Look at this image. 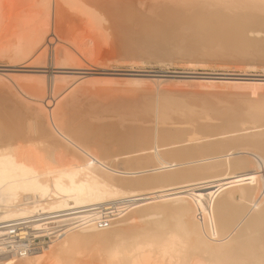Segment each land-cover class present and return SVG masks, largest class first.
Wrapping results in <instances>:
<instances>
[{"label": "bare ground", "instance_id": "bare-ground-1", "mask_svg": "<svg viewBox=\"0 0 264 264\" xmlns=\"http://www.w3.org/2000/svg\"><path fill=\"white\" fill-rule=\"evenodd\" d=\"M134 1L137 5L138 1ZM185 1L187 4L190 2L188 6L194 2L201 4L198 10L203 6L205 10L208 9L206 11L209 13L201 9V14L196 12L195 5V9L191 8L196 16L199 14L202 17L203 12L208 14L210 18L204 14V21L206 18L208 21L217 20L218 17L211 18L212 8L215 16L223 20H227L229 12L233 10L234 14L230 16H236L237 10L248 17L245 20L241 16V24H235L229 17V22L223 28L225 30L222 29L225 35L216 32L201 40L196 38L199 36L193 23L204 21L196 16L194 19L192 15L193 27H188L195 30L190 35L196 36L189 39L188 31L192 29L186 27L192 17L191 10L187 11L188 6L186 10L183 9L182 2ZM185 1L180 0V12L187 11L183 13L184 18L187 16L190 20L187 18V24L184 30L183 27L179 30V35L186 28L188 34L183 33L187 37L186 48L183 36H176V32L172 37L180 39L167 43L171 49L165 50L164 39L161 42L160 38L161 44L156 34L157 26L162 24L161 18H157L156 23V18L149 14L150 10L146 14L151 18L144 17V33L147 34L146 38L156 35L157 39L153 35V39H149L156 42L149 43L148 39L147 42L140 38L144 33L126 38L136 27L135 24L134 28L128 25L131 31L125 29L122 19L120 22L117 20L121 24L117 23L116 26L119 29L121 25L125 26L123 28L127 32L121 34L122 26V30L116 31L121 33L116 35L112 32L113 28V31L116 29V23H112L113 14L110 16L108 8L111 7L112 11L113 6L127 0H0V11L6 3L27 4L25 9L23 5L18 12L10 11L6 25L0 19V56L9 59H4L10 62L9 66L32 67L33 62H37L33 67L40 69L37 74L0 73V87L9 85L20 97L30 102L26 104L20 98L9 105L0 99V264H264V74L251 75L263 80L255 77L249 81V78L242 77L243 74L229 72H207L202 74L208 76L193 78L178 74L196 72H174L166 68L160 72L177 74V78L148 76L129 79L128 76L127 81L125 78L123 80L125 83L129 81L144 87L141 89L139 86L140 90H134L137 92L130 98L127 95L129 101L124 96L121 100L120 96V100L114 98L115 102L112 99L105 103L85 105L82 100L93 85L97 83V88L99 84L117 83L119 79L104 74L81 77L58 73L59 69L95 70L90 68V64L96 56L90 58L89 62L92 63L86 65L89 67L83 65L87 61L86 54L92 56L103 50L100 49L99 37L110 33H114L113 36L121 34L125 37H122L123 40L130 39L128 47L131 49L142 46L151 48L137 49L139 52L129 54L122 46L120 49L124 50L121 49V52L125 58L155 60L162 65L166 60L185 61L190 68L191 64L209 61L232 62L233 67L234 63H248L249 66L258 61L264 62V0ZM154 2L156 0L147 1L146 9H151ZM159 2L155 4L160 6ZM170 2L169 6L174 0ZM163 3L162 6L167 4ZM156 5L152 6L153 9ZM175 5L178 7L173 11L180 9L179 5ZM126 6L128 10L130 6ZM119 7H115V11ZM171 7L170 10L174 9ZM66 9L79 16L83 27L81 23L76 27H81L83 31L78 39L74 27L75 41L74 38L70 39L74 35L72 32L68 37L70 40L65 39L71 44L63 43L62 47H58L67 35L70 36L66 34L63 39L60 38L63 32L59 30L65 27L61 23L62 28L57 27L65 17ZM122 9L119 8V11ZM126 10L128 17V11L132 12L133 9ZM144 10L145 7L140 11L146 16L147 10ZM124 11L122 14L120 11L119 16L118 12H114L115 16L127 20ZM154 11L151 13L155 15L158 9ZM163 11L158 14L161 15ZM142 13L138 14L140 19H132L133 22L136 20V26L137 19L141 22ZM165 13L163 17L160 16L165 17L164 20L169 16H165ZM132 14L135 16L134 10ZM173 14L181 18L175 12ZM175 17V21H178ZM170 18L169 23L172 21ZM243 19L246 22L243 23ZM206 23L203 25L207 26ZM216 23L211 21V24ZM171 25H166L168 30ZM68 27L64 30L69 31ZM159 29H163L162 25ZM168 32L159 37H166V33L171 35ZM173 32L170 30L169 33ZM201 34L199 32L200 37H204ZM5 41L8 42L3 44ZM188 45L197 48L187 49ZM84 47H93L89 48L92 53L89 54L87 49L84 51ZM104 55L101 54V57ZM83 58L85 61H82ZM237 67L241 68L240 65ZM173 84L187 87L197 85L210 91L212 88L214 93L199 91L197 95L203 99L193 95L194 99L188 95L192 91L169 90ZM23 85L32 89L34 94L23 92L20 89H25ZM86 85L91 88L88 89ZM95 88L91 89L92 94ZM227 88L247 89L249 92H233L232 89V92H225ZM9 89L7 87L10 92ZM171 93L181 95L177 99L187 93L191 100L199 101L191 105L181 102L184 98H180L179 102L175 99L176 103L172 104L166 100L168 97L174 100ZM113 102L114 109L111 105L113 110L109 111L119 116V120H114L116 123L107 120L108 124L112 123L110 125L117 128L115 130L124 131L120 137L104 135L114 131L108 129L113 127L107 126L105 121L102 122L105 125H101L106 127L94 124L98 119V112L95 111L102 112L103 108L106 111V107L110 109ZM103 112L98 114L109 116L108 111L104 115ZM113 114L110 113V117H115Z\"/></svg>", "mask_w": 264, "mask_h": 264}, {"label": "rangeland", "instance_id": "rangeland-1", "mask_svg": "<svg viewBox=\"0 0 264 264\" xmlns=\"http://www.w3.org/2000/svg\"><path fill=\"white\" fill-rule=\"evenodd\" d=\"M129 1H130V0H129ZM129 1L127 0L128 3H127V2H119V3H118L119 5H115V7H119V6H120L119 8H124V9H122V10L124 11V10H126V8H127V6H126V4H127L128 6H130V7H128V10H132V9L134 10V12L136 13L135 16H134V14H132V15L134 16V18H132V15H130V14L133 12V10H132V12L126 10V11H128V13H129V14H128V17H127V15H126L127 12L125 13V11H124L127 20H130V19L132 20V19H135L136 17L139 18L140 16H139L138 14H139V13H142V11H140V10H142V8L145 7V10H147V11L145 12V14L148 13V11L150 10V11H149V14H152V18H156V19H154V20L156 21V23H157V18H158V20L161 18V19H160V23H162V24H160L159 21H158V23L160 24V26H157V29H156V25H157V24L154 23V24H156V25H155V29L157 30V31H156V30H155V31L158 32V33H156L157 36H158V35H159V36H163V35L165 34L164 32H168V31L170 32V30H171V31H175V32H173V33H169V32H168V34H171V35H167V33H166V37H167V38H166L165 36H164V38L159 37V36L157 37V38H159V39H158L159 42H160V38H161V42H162V39H164V42H165L166 44H167V43L170 44V42L173 43L174 40H175V42H177L176 39H180V38H181L180 36H183V35H184L183 33L188 34L186 28H187V29H188V28H189V29H192V28L188 27L189 25H192V27H193V24H194L195 26H194L193 28H194L197 32H196L195 30H193V29H192V31H188V32H189V34H188L189 37H188V38H189V39L192 38V37L195 38L196 34H198L199 37H196V38H199V39L202 40L203 38L205 39V38H208V37H210V36L215 35L216 32H217V34L225 35V34H224V31H223V30H225V29H223V28H224V25H226L227 22H229V21H227L229 17H231L232 21H233L235 24H236V23L241 24L240 22H242V21H240V19H242V18L244 17V19L246 20L247 17H248V16L246 15L245 12H244L245 14H244V16H243V14H242L243 12H242V11L239 12V11H237V10H235V15H236V16H234V15H233V14H234V13H233L234 10H233V11L229 10V11H231V12H229V11H228V12H229L230 14H231V13H233V14L230 16V14L227 13L229 17H227V20H226L225 17H224L225 20H223V18L220 19L219 16H215V15H216V14L214 13L215 11H214L213 8H212V11H213V12L211 11L212 13H210V14L212 15L211 18H215V17H218V18H217V20H216V19H212V20L210 19V20H209L210 22H209L208 19H209L210 17L208 16V14H206V13H209L208 11H206V10H208V9L205 10V8H204V6H203L202 8H200V10H198V9H199V6H202L201 4L198 5L197 2H194V3H191L190 6H188V5L190 4V2H189V4H187V3H188L187 1L182 0V1H185V3L182 2L183 9H185V7L188 6V7H187V11L191 10V11H189V12H191V16H190V18L192 17V19H191L192 22L190 21V22H188L189 24H187V21L190 20V18H188L187 16H186V19L184 18L185 15H183V13L186 14V12H187V11H185L186 9L183 11V13L180 12L181 7H182V6L180 5V3H181L180 0H176V3H175V0H174V3H172V5H171L172 7H174L173 5H175V4L179 5L180 9L177 8V9H179V11H178L177 9H176V11H173V10H175V8L178 7V6L175 5L174 9H173L171 6H169V5L171 4L170 1H173V0H170L169 2H165V1L163 0L164 3H163V1H161V0H160L161 3L159 2V0H156V2H157V1L159 2V5H160V6L156 5V4H158V3L154 2V4H153L152 6H153V7H154V5L158 6V7L155 6V9H153L152 6L150 7L151 9H146V7L148 6V4H147L146 2H147V1L152 2V0H143V1H145V2H143V1H141V0H140V1L137 0V1H138V2H137V5H136V1H134V0H132V1H130V2H129ZM166 1H167V0H166ZM177 1H179V3H178ZM131 2L137 6L136 10L134 9L136 6L133 5ZM134 2H135V3H134ZM122 3H123V5H122ZM124 3H125V4H124ZM129 3H131V5H130ZM140 3H141V4H140ZM143 3H144V6H143ZM155 3H156V4H155ZM162 3H163V4H166V3H167L168 6H166L167 4L162 6ZM169 3H170V4H169ZM183 3H184V5H183ZM195 3H196L198 6H197ZM145 4H147V5H145ZM23 5H24V9H25L27 4H26V3H23ZM23 5H19V4H17V3H6V4L4 5V7H3V10L0 11V19H1V20L4 22V24L6 25V23H7V14H9L10 11H12V12H18V11L21 9V7H22ZM132 5H133V6H132ZM150 5H151V4L149 3V6H150ZM185 5H186V6H185ZM194 5L196 6L197 9H195ZM123 6H124V7H123ZM165 6H166V7H169V8L166 9ZM115 7L113 6L112 11H111V9H110L111 7H109L108 10H110V12L107 11V12L110 14V16H111L112 14L114 15V16H113V15L111 16V21H114V22H112V23H113V24L116 23L115 26L118 25V24L120 25L121 23H123V24L126 26V27H125V26H122V25H121V26H122V29H123V33H121L122 31H121V32H118V33H121V34L123 35L125 32H127L128 29H130V27H128V25H130V26L133 27L134 24H135V27H136V28L133 27L134 29L132 30V34H130V32H129V34L126 36V34H127V33H126V34L124 35V36H126V38H127V37L130 38V36L132 37V36H134V35L137 36L136 33L138 34V36H140L141 34L144 33V31H145V25H144V24H145V21H146V20H144V17H149V16H150V18H151V15L147 16L148 14H146V16H143L144 13H142V16H143V17L141 18V20H140L141 22H140V23H139V20L137 19L139 25L141 26V28H140V26H138V23H137V26H136V23H135L136 20H135L134 22H133V20H132V21L130 20V21L128 22V23H129V24H128L127 22H125V21H127V20H124V18L117 17V16H119V15L122 14V10H120V11H121V14H119V12H120V11H119V8H118V9L116 8L117 11H115V9H114ZM125 7H126V8H125ZM131 7H134V8H131ZM160 7H161L164 11H165V10H166V11H167V10L169 11V13H168V11H167V12L165 11L166 13L163 11V12L161 13L162 17H163V15H164L163 13H165V16L169 15V16H168L169 18H170V16L172 15L171 18H170V19H172V21L174 20L173 22L170 20L172 23H171V22H170V23L168 22V21H169L168 17L166 18V20H164L165 17H164V18L160 17V16H161L160 13L158 14V12L162 11V9H160ZM170 7L172 8V10H170ZM193 7H194L195 10H197L196 12L199 11V13H201V12H200L201 9H202V10L204 9V10L206 11V13L203 12L202 17H201L199 14H198V16H196V15H194V14H196V12L194 11V9H191V8H193ZM129 8H130V9H129ZM207 8H208V7H207ZM209 8H210V7H209ZM113 9H114V10H113ZM138 9H140V10H138ZM152 9L155 10L154 13L156 12V9H158V11H157V13H156L155 15H154L153 13H151V12H153ZM145 10H144V11H145ZM151 10H152V11H151ZM204 10H203V11H204ZM209 10H210V9H209ZM67 11H68L67 9L64 11L65 17L63 16V18L61 19V20H63V19H65V20H63V21L60 20V22L58 23L59 26H57V27H61V26L63 25L62 27L67 28V26H69L68 28H70V30L68 31V29H66V30L68 31V33H66L67 31L64 30L65 28H62V27H61L62 29H60L59 31H60L61 33L63 32V33L61 34V35H63V36L60 37V38H62V39H63V37H65L66 34H70V36L67 35V37H65L64 40H62L61 44H60V42L57 43L58 45L60 44L59 46L56 45V46H58V47H62V46H63L64 44H66V43H70V44H71L70 41H65V39H67L68 37H71V34H72V32L74 33L73 30H74L75 28H76L78 31L81 32V33L79 32L80 34L78 33L77 30H76V32H75V33H77V35H78V39H79V37H80L79 35H82V31H83L82 28L79 27V29H78V28L76 27V26H78V23H79V26L82 25V27H83L82 21L78 18L79 16H78L77 14L74 15V13L71 12V11H70L71 13H70L69 11H68V12H67ZM139 11H140V12H139ZM172 11H173V12H172ZM181 11H182V10H181ZM192 11H194L195 13L192 12ZM111 12H112V13H111ZM114 12H118V13H117L118 15L115 16V13H114ZM174 12H175L176 16H178V14H179L181 18H179V17H178V18L175 17V15L173 14ZM179 12L182 13V14H180ZM189 12H188V13H189ZM62 13H63V12H62ZM72 13H73V15H72ZM124 13H123V16H124ZM167 13H168V14H167ZM192 13H194V14H192ZM236 13H238V14H236ZM189 14H190V13H189ZM189 14H187V15L189 16ZM201 14H202V13H201ZM204 14L207 15L206 17H208V19L206 18L207 23L205 22L206 20L204 21V20L202 19V18L205 19ZM210 14H209V15H210ZM129 15H130L131 17H130ZM140 15H141V14H140ZM156 15H159V16L157 17ZM192 15L194 16V19H195V16H196L197 18L199 17V19H202L204 22L201 23V20H200V21H198V22H200L199 24L193 23L194 19H193V16H192ZM213 15H214V16H213ZM237 15H238V17H237ZM71 16H72V17H71ZM153 16H154V17H153ZM155 16H156V17H155ZM182 16H183V17H182ZM232 16H233V17H232ZM241 16H243V17H241ZM246 16H247V17H246ZM61 17H62V15H61ZM73 17H74V18H73ZM129 17H130V18H129ZM172 17H173V18H172ZM174 17L177 18L176 20H178V21H175ZM236 17H237V18H236ZM114 18H115V19H114ZM187 18H188V20H187ZM234 18H235L236 20H235ZM120 19H122L127 25H126L124 22H122V21H121V23H119V22H120ZM139 19H140V18H139ZM167 19H168V20H167ZM183 19H185V21H186V20H187V21L185 22ZM199 19H197V20H199ZM218 19H219V20H218ZM244 19H243V20H244ZM117 20H118L119 22H117ZM143 20H144V22H142ZM147 20H148V18H147ZM154 20H153V21H154ZM162 20H163V21H162ZM181 20H182V21H181ZM220 20H221V21H220ZM234 20L237 21V22H235ZM245 20L243 21V23L246 22ZM70 21H71V22H70ZM75 21H76V22H75ZM79 21H80V22H79ZM151 21H152V19H151ZM211 21H213L214 24L217 22V23H216L217 25L211 24ZM215 21H216V22H215ZM219 21H220V22H219ZM222 21H223V22H222ZM66 22H67V23H66ZM130 22H131V23H130ZM163 22H166V23H164L165 25L163 24ZM174 22H175V24H174ZM176 22H177V23H176ZM178 22H179V23H178ZM183 22H185V23L183 24ZM195 22H197V21L195 20ZM198 22H197V23H198ZM60 23L62 24L61 26H60ZM80 23H81V25H80ZM117 23H118V24H117ZM142 23H143V24H142ZM167 23H168V24H167ZM181 23H182V24H181ZM191 23H193V24H191ZM205 23L207 24V26H209V27L211 28V30H213L212 32H211V30H208L209 27H207L206 25H205V26H206V27H205V26L203 25V24H205ZM208 23H210L211 26L208 25ZM219 23H221V24H219ZM224 23H225V24H224ZM67 24H68V25H67ZM113 24H112V25H113ZM159 24H158V25H159ZM169 24H173V25H171V26L169 27L170 30L167 29V26H169ZM186 24H187V27L185 28V32H184V31H183V32L180 31V33H181L182 35H181V34L179 35V30H180V29L182 30V27H183V30H184V27H185ZM222 24H223V26H222ZM161 25H162V28H163L162 30H163V31H164L165 29H167V30H165L164 32H161L162 30L159 29V27L161 28ZM163 25H164V26H163ZM166 25H167V26H166ZM176 25H177V26H176ZM182 25H183V26H182ZM196 25H197V26H196ZM113 26H114V25H113ZM113 26H112V28H113ZM115 26H114V27H115ZM121 26H120V29H119V26H118V28H117V26H116V29H117V30L115 29V30L113 31V29H114V28H113V29H112V32H115V34L117 35L118 33H116V31H118V29H119V31L122 30V29H121ZM165 26H166V27H165ZM172 26H173V27H172ZM175 26H176V27H175ZM198 26H199V27H198ZM201 26H202V30H203V28L205 27L203 31L200 30V29H201ZM214 26H215V27H214ZM221 26H222V27H221ZM0 27H1V26H0ZM74 27H75V28H74ZM123 27H125V29H127V30L124 31V28H123ZM127 27H128V28H127ZM164 27H165V28H164ZM171 27L173 28V30L171 29ZM174 27H175V28H174ZM195 27H196V28H195ZM71 28H72V29H71ZM142 28H143V29H142ZM197 28H198V30H197ZM199 28H200V29H199ZM210 28H209V29H210ZM212 28H213V29H212ZM217 28H219V30H218ZM0 29H1V28H0ZM56 29H57V28H56ZM58 29H59V28H58ZM58 29H57V30H58ZM158 29H159V30H158ZM189 29H188V30H189ZM206 29L208 30V31H207L208 33L205 31ZM222 29H223V30H222ZM160 30H161V31H160ZM216 30H217V31H216ZM0 31H1V30H0ZM59 31H58L57 33L60 35V32H59ZM65 31H66V32H65ZM70 31H71V32H70ZM129 31H131V29H130ZM138 31H139V32H138ZM193 31H195L196 34H195V35H193V34L190 35V33H192ZM198 31H199V32H202V34H203V32L205 31V33L203 34L204 37H202V36L200 37ZM141 32H142V33H141ZM153 32H154V31H153ZM159 32H160L162 35H161ZM176 32L178 33L177 35L174 34V33H176ZM210 32H211V33H210ZM214 32H215V33H214ZM221 32H222V33H221ZM75 33H74V35L70 38V39L74 38V39H73L74 41H75V37H74V36H76ZM154 33H155V32H154ZM163 33H164V34H163ZM193 33H194V32H193ZM206 33H207V34H206ZM110 34H112V33H110ZM110 34H108V35H107V34H104L103 37H105V38H103V37H99V40H100V41H99V44L101 43L100 46L102 47V48L100 47V49H103V50H99V51H98L99 53H98V52H95V55L92 54V56H91V55L89 56L88 54H86V60H87V61H85V58L82 59V61H85V63L82 62V64L84 63L83 65L86 66L87 64L89 65L90 63H92V62H89V61H90V58L93 57V56H96V57H93V58H94V61L96 60L98 63L95 62V64H94V61H93V58H92L91 61H93V63L90 64V68L92 67V68H94L95 70H88V71H87V70H79V69H77V70H76V69H63V70L59 69L60 71L58 70V73H65V74H69V75H71V76H72V74H73V76L78 75V76H81V77H82V76H86V77H90V76H91V77H97V76H100V75H103V74H104L103 76H106V75H107V76H111V77H114V78L117 77V78L119 79V81H118V79L116 78L117 81L119 82V84H118V82H117V83H116V82H115V83H111V84H103L104 86H103L102 84H99V85H97V88H95L97 83H96L95 85H93L92 88H91V86L89 85L91 89H93V87L95 88V90H93V92H94L95 94H94V93L92 94L91 89L86 85V87H88V89H90V90H88L89 92H88V95H87V97H86L87 99L84 98V99L82 100V103H84L85 105H88V104H90V103H95V102L105 103V102H108V101H110V100H112V99H113L112 101L115 102V99H116V100H120V99H121L120 96L122 97L121 100L124 99L123 96H124L125 98H127V95H129L128 98H130V97L134 96L133 94H135V93L137 92V91L134 92V90H136V89L140 90V87H142L141 89L144 88L143 85H142V86H141V85H135V84L130 83L129 81L125 83V81L128 80V79H127L128 76H129V79H137V78L139 79V78H141V77L144 78V77H148V76H163L164 78H170V79H175V78H177V77H176L177 74H174V73H167V72H164V73L160 72V70H165L166 68H167L168 70H170V71H174V72H175V71H178V72H193V73L196 72L195 74H183V73H182V74H178V75H180V76H183V75H187V77L192 76L193 78H194V77L197 78V77H201V76H202V77H204V76H208V75H204V74H202V73H207V72H208V73H211V72H212V73H213V72H214V73H216V72H218V73H223V72H224V73H227V72H229V73H233V74H241V75L243 74L242 77H244L245 79H246V78H247V79L249 78V79L247 80V81H249V80L255 79V77H256V78H259V79H262V78H260V77H257V76H251V75H257V74L261 75V74H264V68H263V67H264V62H261V63H260L259 61H258L259 63L256 62V63H253V65H252V64H249V66H248V63H247V64H246V63H234V64L236 65V66H235V65L233 64L234 67L231 65L232 62H229V63H227V62H220V63H219V61H218V62H217V61H209V62H203V63L206 64L207 66L209 65L208 67H206V65L203 66V65H204L203 63H202V64H201V63H197V64L194 63V64H191V65H192V66H191L192 68H190V64H189V63H187V62L185 63V61H181V60H171V61H173V62L170 61V62H171L170 65L167 64V63H170L169 60H166V61H165L166 64L164 63V64L162 65V64H160V63H158V62H155V60H154V62H155V63H154L153 60L150 61V60H147V59L130 58V57H128V58L126 57V58H125L123 52H121V51L123 50L122 48H124L125 53H129V54H130V53H131V54H132V53L134 54L136 51H138L137 49H139V48H137V49L135 48L136 50H135L134 48H132V49L129 48L128 46L130 45V42H131V41H128V40H130V39H128V40L126 39V40H127V44H126V42H125L126 40H125V39L123 40V38H125V37H123L121 34L118 35V36L114 35V36H115V37H114V36H113L114 33H113L112 36H110V37L108 38V36H109ZM139 34H140V35H139ZM150 34H152V33L150 32ZM172 34H173V35H172ZM202 34H201V35H202ZM209 34H210V36H209ZM0 35H1V32H0ZM105 35H107V37H106ZM129 35H130V36H129ZM144 35H145V38H144ZM144 35H142L140 38H143V39H146V40L148 39V40H149V39H151V38L153 39V36H154V38H155V36H156V35L152 34L153 36L151 35V38H146V37H147V34L144 33ZM174 35H176V36H178V37H180V38H178V37L175 36L176 39H174V38L172 37V36H174ZM120 36H121V37H120ZM168 36H169V37L171 36V37L169 38ZM186 36H187V35H186ZM190 36H191V37H190ZM205 36H206V37H205ZM76 37H77V36H76ZM116 37H117V38H116ZM122 37H123V38H122ZM148 37H149V35H148ZM262 37H264V36L262 35ZM157 38H155V39H157ZM194 38H193V39H194ZM68 39H69V38H68ZM68 39H67V40H68ZM70 39H69V40H70ZM108 39H109V40H108ZM118 39H120V40H118ZM165 39H166V41H165ZM167 39H168V40H167ZM171 39H172V41H169V40H171ZM185 39L187 40V37L185 38V36H183V37H182V41H184ZM106 40L108 41V45H107V41H106ZM122 40H123V41H122ZM148 40H147V42H148ZM186 40L184 41V43H185V48H186V45H187ZM64 41H65V42H64ZM102 41H103V42H102ZM144 41H145V40H144ZM151 41H152V42H151ZM168 41H169V42H168ZM189 41H190V40H189ZM7 42H8V41H5V42H3V44H5V43H7ZM86 42L89 43L90 41L88 42V40H87ZM109 42H111V43H109ZM124 42H125V43H124ZM145 42H146V41H145ZM145 42H144V43H145ZM147 42H146V43H147ZM154 42H156V40H149V43H154ZM161 42H160V43H161ZM164 42H162V43L164 44V47H163V48H166L165 50H168V49H169V46H168L169 44H167V46L165 47V43H164ZM178 42H179V40H178ZM63 43H64V44H63ZM146 43H145V45H146ZM162 43H161V44H162ZM124 44L127 45V46H125ZM180 44L183 46V43H182L181 41H180ZM180 44H179V45H180ZM61 45H62V46H61ZM89 45H90V43H89ZM89 45H88V46H89ZM102 45H103L104 47H103ZM106 45H107V46H106ZM109 45H110V46H109ZM111 45H112V46H111ZM118 45H119V46H118ZM181 45H180V47H181ZM192 45H193V44H192ZM192 45H188V48H187V49H193V50L195 49V50H196L197 47H195V45H194V46H192ZM90 46H93V45H90ZM122 46H123V47H122ZM189 46H190V47H189ZM191 46H192V47H191ZM106 47H107V48H106ZM120 47H122V48H121L122 50L120 49ZM193 47H195V48H193ZM89 48H92V49H93V47H89ZM89 48L87 49L86 47H84V51H86V49H87V51L89 50L88 53L91 54L92 51H90L91 49H89ZM126 48H127V49L129 48V49L127 50ZM142 48H143V50H150V49H151V48H148L147 46H144V47L142 46V47H140L139 50L142 51ZM104 49H105V50H104ZM130 49H131V50H130ZM170 49H171V48H170ZM170 49H169V50H170ZM198 49H199V47H198ZM124 50H123V51H124ZM129 50H130V51H129ZM100 51H101V53H100ZM102 51H103V52H102ZM131 51H132V52H131ZM138 52H139V51H138ZM144 52H145V51H144ZM85 53H87V52H84V54H85ZM96 53H97V54H96ZM141 53H142V52H141ZM101 54H102V56L105 54L104 57H101ZM87 55H88V58H89V59L87 58ZM98 55H99V56H98ZM127 55H128V54H125V56H127ZM0 57H1V58H0V73H3V72H4V73H7V72L9 73V72H10V73H13V74H14L15 72H16V73H17V72H18V73H25V74H26V73L29 74V73H31V72H32V73L35 72L34 74L39 73L38 70H40V69H39V68H34V67H33V66L36 65L37 62H36V63L33 62L34 65L31 64L32 67H24V68H23V67H18V66H14V67H13V66H9V65H10L9 63H10V62H9V63L7 62V61H9L8 58H4V59H8V60L6 61V60L3 59V56H0ZM123 57H124V59H123ZM95 58H97L98 60L95 59ZM99 58H100V59H99ZM101 58L103 59V61H102ZM121 58H122V59H121ZM126 59H127L128 61H127ZM129 59H130V60H129ZM139 59H140V60H139ZM115 60H116V61H115ZM117 60H118V61H117ZM123 60H124V61H123ZM142 60H143V61H142ZM5 61H6V62H5ZM99 61H100V62H99ZM132 61H133V62H132ZM138 61H139V62H138ZM141 61H142V62H141ZM148 61H149L150 63H149ZM167 61H168V62H167ZM102 62H103V63H102ZM121 62H122V63H121ZM126 62H127V63H126ZM134 62H137V63L134 64ZM140 62H141V63H140ZM143 62H144V63H143ZM175 62H176V63H175ZM210 62H211V63H210ZM80 63H81V62H80ZM104 63H105V65H104ZM172 63H173V64H172ZM177 63H178V64H177ZM208 63H209V64H208ZM262 63H263V64H262ZM179 64H180V65H179ZM182 64H183V65L186 64L187 66H186V65L183 66ZM188 64H189V65H188ZM221 64H222V65H221ZM237 64H239L241 68L237 67V66H239V65H237ZM255 64H256V69H255ZM257 64H258V65H257ZM259 64H260V65H259ZM261 64H262V65H261ZM31 65H30V66H31ZM38 65H39V64H38ZM38 65H37V66H38ZM194 65H195V66H194ZM197 65H198V66H197ZM199 65H202V66L199 67ZM214 65H215V66H214ZM228 65H229L230 67H229ZM241 65H242V66H241ZM245 65H246L247 67H246ZM250 65L253 66V67H252L253 69L250 67ZM193 66H194V67H193ZM211 66H212V68H211ZM226 66H227L228 68H227ZM244 66H245V67H244ZM86 67H89V66H86ZM196 67H197V68H196ZM223 67H224V68H223ZM260 68H262V70H261ZM35 70H36V71H35ZM56 70H57V69H56ZM56 70H54V71H56ZM133 70H134V71H133ZM5 71H7V72H5ZM25 71H26V72H25ZM62 71H64V72H62ZM65 71H66V72H65ZM67 71H68V72H67ZM73 71H74V72H73ZM81 71H82V72H81ZM78 72H79V73H78ZM80 72H81V73H80ZM56 73H57V72H56ZM98 73H99V74H98ZM101 73H102V74H101ZM199 73H200V74H199ZM244 73H245V74H244ZM198 74H199V75H198ZM247 74H250V75H247ZM189 75H190V76H189ZM78 76H77V77H78ZM196 76H197V77H196ZM209 76H210V75H209ZM122 77H123V79L120 81V78H122ZM224 77H225V78H226V77L228 78L229 76H224ZM124 78H125V81H123ZM250 78H251V79H250ZM188 79H189V78H188ZM262 80H263V79H262ZM23 82H25V83L27 84L26 81L23 80ZM122 82H123V83H122ZM21 83H22V81H20L19 84H21ZM121 83H122L123 86H121ZM129 83H130V84H129ZM113 84H114L116 87H115ZM106 85H107V86H106ZM112 85H113V86H112ZM119 85H120L119 88H121V89L118 88ZM127 85H128V86H127ZM176 85H177V86H176ZM23 86H24V85H23ZM25 86H26V85H25ZM25 86H24V87H25ZM125 86H126V88H124ZM129 86H130V88L128 89ZM136 86H137V87H136ZM139 86H140V87H139ZM144 86H149V85H144ZM165 86L168 87L169 85H165ZM196 86H197V85H196ZM196 86H195V85H194V86L192 85V86L187 87V86H182V85H178V84H173V85H170V87H169L170 89H169V90H173V91H174V90H175V91H180V90H181V91H184V92H191V91H192L193 94H192V93H189V94H188L189 96L192 95V96H191L192 98H194V97L198 98L199 96H198L197 94H198V93L200 94L199 91H201V92H202V91L204 92V91H206V90L210 91L209 88H208V89H207V88L202 89V87H198V86L196 87ZM7 87H8V89H9V88L11 89V87H10L9 85H7V86H5V87H0V99H1L2 103H5V104H9V105H10L12 102L16 101L15 99H20V98H21L22 101L25 100L26 104H27V103L30 104L29 101H26V99H23V98L20 97L16 92H14V91H15L14 88L11 89L12 92H14V94H13V93L11 92L10 89H9L10 92L7 90ZM21 87H22V86H21ZM26 87H27V88H26ZM26 87H25L24 90H23V88H20V89H22L23 92H26V93H28V94H34V91H33L32 89H28V86H26ZM109 87H112V88L114 87L115 89L113 88V90H112V88L109 89ZM149 87L151 88V86H149ZM149 87H148V88H149ZM167 87H165V89H166ZM178 87H179V88H178ZM116 88H118L119 90L116 89ZM172 88H173V89H172ZM174 88H175V89H174ZM181 88H182V89H181ZM183 88H186V90H184ZM195 88H196V89H195ZM198 88H199V90H198ZM101 89H103V90H101ZM108 89H109V90H108ZM125 89H127V90H125ZM145 89H146V87H145ZM163 89H164V87H162V90H163ZM167 89H168V88H167ZM231 89H232V91L234 90L233 92H239V91L243 92V90H244V92H245V91H246V92H249V90H247V89H239V88H236V90H235V88H230V89L227 88V89H226L227 91H226V90H224V91H225V92H229V90H230V92H232ZM29 90H31V92H30ZM160 90H161V89H160ZM189 90H190V91H189ZM195 90H197V91H195ZM212 90H213V89L211 88V91H212ZM219 90H220V89H219ZM2 91H3V92H2ZM95 91H96V92H95ZM193 91H195L196 93L193 92ZM211 91H210V92H211ZM213 91H214V90H213ZM213 91H212L211 93H214ZM216 91H218V89H216ZM224 91H223V92H224ZM90 92H91V93H90ZM98 92H100V93H98ZM110 92H111V93H110ZM197 92H198V93H197ZM9 93H11L12 95L9 94ZM194 93H195V94H194ZM6 94H7V95H6ZM16 94L18 95L19 98L17 97ZM90 94H91V95H90ZM109 94H110V95H109ZM120 94H121V95H120ZM171 94H172V95H171ZM171 94H170V95H171L172 97H174V100H173V101H172L173 98L170 100L171 97H170V98L168 97L169 94H167V97H168V98H167V99L165 98V99H166L167 101L169 100L168 102H170V103L172 102V104H175L176 102H179V101H180V98H182V99H183V98H184V99L187 98L185 101H184V99H183V101H181V102H188V104H191V105H195V104H197V100H198V99H197V100H194V99H195V98H194L193 100H191V97H189V96L187 95V93H186V94H182V97H179V99H177L176 97L181 96V95L178 94V96H177V93H171ZM175 94H176V95H175ZM13 95H14V96H13ZM131 95H132V96H131ZM164 95L166 96V94H164ZM164 95H163V96H164ZM174 95H175V96H174ZM184 95H185L186 98L183 97ZM186 95H187V96H186ZM193 95H196V96L193 97ZM91 96H92V97H91ZM165 96H164V97H165ZM12 97H13V98H12ZM89 97H90V98H89ZM118 97H119V98H118ZM164 97H163V99H164ZM108 98H109V99H108ZM114 98H115V99H114ZM128 98H127V99H128ZM199 98H200V97H199ZM95 99H97V100H95ZM175 99H176V102H175ZM188 99H190V100H188ZM200 99L202 100L203 97L200 98ZM90 100H91V101H90ZM166 100H165V101H166ZM3 101H4V102H3ZM5 101H6V102H5ZM128 101H129V99H128ZM189 101H190V103H189ZM191 101H195V102H193V104H192ZM198 101H199V100H198ZM25 102H24V103H25ZM114 102L110 104V109H109L108 106L106 107V108H108V109H106V111H108L109 113L106 112V111H104V110H105L104 108H103L104 110H103V109L101 110L102 112L104 111V112H103V115L108 113L109 116H108V115H105V116L102 117V115H101V116L99 115V114L102 113V112H100L99 109H98L99 111H95V108H93L95 112H98V113H99V114H98V113L96 114L97 117H98V119H95V120H96L97 123H98V121L100 120V121H99L100 123H98V124H97V123H94L95 120H92V121H94V122H92V123H94L95 125H101V123H102L103 121H105V123L108 124V123H109L108 120L111 121V122L113 121L112 123H116V122L119 120V116L116 117V115H114L111 111H109V110H113V109H114V108H113L114 105H112V104H114ZM170 103H168V104H170ZM31 104H32V103H31ZM111 105H112V108H113V109H111ZM170 105H171V104H170ZM91 110H92V109H91ZM92 111H93V110H92ZM90 112H91V111H90ZM110 113L113 114V116H115V117H110V116H111ZM107 116H108V118H107ZM104 117H106V120H104V119H105ZM109 117H110V118H109ZM101 118H102V119H101ZM114 118H115V119H114ZM107 119H108V120H107ZM111 119H113V120H111ZM116 119H117V120H116ZM97 120H98V121H97ZM114 120H115L116 122H115ZM103 123H104V122H103ZM103 123H102V124H103ZM112 123H110V124H112ZM107 124H106V125H107ZM110 124H108L107 126H109ZM103 125H105V124H103ZM103 125H101V127H106V126H103ZM110 126L113 127L114 125H110ZM107 128H108V127H107ZM108 129H113V130L115 131V133H116V131H117V130H115V129H117V128H115V127H113V128H110V127H109ZM103 130H104V129H102V131H103ZM105 130H107V129H105ZM118 130H119V128H118ZM114 131H113V132H112V131H111V132L109 131L110 133H108V132L106 131L108 134H104V135H105V136H106V135H107V136H110L111 134H114L115 136H116V135L119 136V135L121 134V132H124V131L121 130V132L117 131L119 134H117V133L115 134ZM103 132L106 133L105 131H103ZM122 134H123V133H122ZM114 135H113V137H115ZM111 137H112V136H111ZM111 137H110V138H111ZM119 137H120V136H119ZM107 138H109V137H107Z\"/></svg>", "mask_w": 264, "mask_h": 264}]
</instances>
